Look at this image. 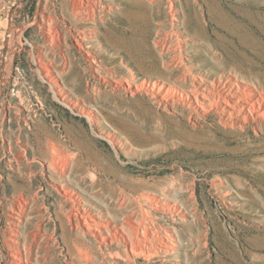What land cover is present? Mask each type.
Here are the masks:
<instances>
[{"label":"rangeland","instance_id":"1","mask_svg":"<svg viewBox=\"0 0 264 264\" xmlns=\"http://www.w3.org/2000/svg\"><path fill=\"white\" fill-rule=\"evenodd\" d=\"M171 2L77 23L64 0H0V264H100L71 251L64 190L119 224L143 204L153 255L108 264H264V116L179 101L264 97V0Z\"/></svg>","mask_w":264,"mask_h":264},{"label":"bare ground","instance_id":"2","mask_svg":"<svg viewBox=\"0 0 264 264\" xmlns=\"http://www.w3.org/2000/svg\"><path fill=\"white\" fill-rule=\"evenodd\" d=\"M156 1L157 0H137V3L138 4H142L143 2L154 3ZM64 2L65 5L68 7L71 15L75 19L74 21L76 22L77 21L83 22V20L97 22L96 16L99 15L100 17V12L103 9H105V7L103 6V0H64ZM108 8H111V6H108ZM169 9L172 17L173 18L176 17L174 14L173 3L171 2V0L169 4ZM80 37L84 39L83 34ZM77 41L80 42V39L78 38ZM81 43L82 42H80L79 45H81ZM153 87L159 89L161 95L164 94L162 92L164 91L163 90L164 86L162 85L159 86V84L156 83L153 85ZM212 88L208 90L203 89L205 90V92H202L199 88H196L194 89L192 94L181 93L180 94L181 97L179 98V101L182 104L187 103L188 104L187 106L189 108L190 106L191 108H193V106L196 108V105L200 104V106L202 105V108L205 109V107L203 106L204 104H207L211 111H216L217 113H221L223 115L230 114L232 116L235 110L237 111L239 110V114H241L242 112H244L246 108H248L249 112L254 117L264 116V97L261 96L259 92L251 89L250 91H243L236 94L234 92L231 93L230 91H226V89L224 90V88L223 89L220 87H216L213 89ZM194 101L196 102V104L192 105L193 104L192 102ZM245 114L242 115V117H237V118H241L247 121L246 118L248 115L246 116ZM51 147H52L51 150L53 152L51 155L52 160L50 165L51 167H53L56 173L62 175V171L59 170L60 168H58V155L63 154L64 143L61 144L60 142V145L59 144L57 145V143H55ZM64 191L66 194V199L73 200L71 211L74 212V215L72 217L69 215L68 220L70 222V225L73 228H75L76 232L78 233V236L80 234L79 236L80 238L76 236L77 241L73 243V248L71 249V251H73L74 255L78 260L87 263L99 262L100 264H108L109 261H114V259H116V261L117 259H123L128 262H136L139 256L144 255L145 257L149 258L150 256L153 255V253L149 254L148 250H146L147 243L152 242L151 240L152 237H149L148 235L146 222L144 224V219L147 218L146 217L147 215L145 213L146 210L143 208V204H140L139 206L140 208L139 211H141L140 215L142 217V219H140L139 222L136 219L139 218L137 217L136 214H128L123 218H121L122 223L119 224V222L116 219H115L116 221L114 222L111 219L112 217L111 218L104 217V214H102L101 212L93 214V212L89 210L86 206H83V209H80V207L76 205L77 203L75 204L73 195L69 193L67 190ZM142 199L145 200L147 198L143 197ZM22 207L23 206H21V208ZM119 215L117 213L115 217L118 218ZM111 216H113V214ZM116 246L118 247L119 251L113 250V248ZM24 248L27 257V253L30 249L28 250V247L26 246ZM104 255H106L108 259H106ZM14 257L18 258L19 262L22 259V257L16 254L14 255ZM20 264H24V263L21 262Z\"/></svg>","mask_w":264,"mask_h":264}]
</instances>
